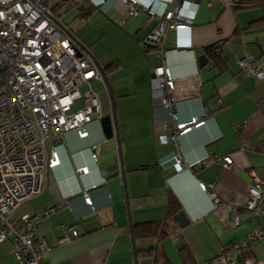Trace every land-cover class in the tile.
<instances>
[{"label":"crops","instance_id":"crops-1","mask_svg":"<svg viewBox=\"0 0 264 264\" xmlns=\"http://www.w3.org/2000/svg\"><path fill=\"white\" fill-rule=\"evenodd\" d=\"M189 1L198 4L190 34L168 31L153 48L140 45L153 21L108 11L105 16L115 22L110 30L127 48V56L113 61L92 53L72 33L105 72L116 137L105 138L97 121L86 125L84 139L73 131L63 134L56 145L59 165L46 171L40 195L19 208V214L39 217L35 236L49 246L46 264H215L221 250L233 243L246 244L237 264H264V240L246 243L251 233L264 229V217L245 211L252 173L264 179V117L258 108L264 80L238 64L244 55H264V2L227 9L219 1L210 7L209 0ZM164 3L158 0L152 8H172ZM85 6L79 10L86 16L78 12L77 18L90 15ZM188 40L190 47L176 46ZM218 45L220 52L208 57L206 49ZM200 55L207 59L203 66L197 62ZM163 64L175 82L174 121L152 74ZM93 82L103 87L98 93L91 89L101 117L111 115L105 84ZM193 117L202 123L172 142L168 135L174 124ZM175 156L182 166L175 165ZM227 156L232 165L224 167L219 160ZM209 158L212 162L204 164ZM82 167L87 168L84 174L77 172ZM179 211L188 219L183 227L173 221ZM233 212L239 216L237 225ZM143 224L156 226L155 234L136 239L133 226ZM68 228L78 236L60 244ZM9 250L8 240L0 242V264H15Z\"/></svg>","mask_w":264,"mask_h":264},{"label":"built area","instance_id":"built-area-1","mask_svg":"<svg viewBox=\"0 0 264 264\" xmlns=\"http://www.w3.org/2000/svg\"><path fill=\"white\" fill-rule=\"evenodd\" d=\"M219 1L224 8L240 7L251 0H209L210 7ZM79 2L98 9L103 14L114 11L127 17L145 16L147 23L154 22L140 43L143 48L158 47L168 31L177 35L190 34L198 4L189 0H167L171 9L158 12L149 0H0V242H10L9 255L15 264H46L44 254L49 250L45 240L35 236L39 217L19 214V208L40 195L47 170L59 165L56 145L63 134L73 131L79 139L88 136L86 125L101 118L97 95L90 83L104 79L90 57L82 52L62 22V15L72 3ZM167 3H164L167 6ZM59 24V25H58ZM73 35V34H72ZM191 43L178 42V48ZM218 54L220 45L212 47ZM242 69L250 71L258 81L264 80V55L254 59L244 55L238 61ZM163 107L172 110L175 101V82L165 64L152 70ZM264 117V97L258 102ZM202 122L193 117L188 123L174 124L169 138L174 142ZM96 146H92L95 149ZM264 154V146L262 148ZM92 159L96 154L92 152ZM176 166H182L174 157ZM205 160L204 164L211 163ZM224 167L232 165L230 157L219 160ZM80 174L87 172L82 167ZM254 182L247 189L245 211L264 217V179L252 173ZM200 188L214 196L204 184ZM85 202L90 205L88 197ZM235 225L237 212L232 213ZM60 244L78 236L73 228ZM264 240V229L251 233L247 244ZM246 244L233 243L221 250L215 264H237V257Z\"/></svg>","mask_w":264,"mask_h":264},{"label":"rangeland","instance_id":"rangeland-1","mask_svg":"<svg viewBox=\"0 0 264 264\" xmlns=\"http://www.w3.org/2000/svg\"><path fill=\"white\" fill-rule=\"evenodd\" d=\"M81 5L82 3L79 2L72 3L68 10L63 13L61 20L69 26L68 29H71V32L81 39L91 49L92 53L102 56L104 61H113L121 54L127 56L126 45L118 38V34L110 30L111 25L115 22L98 9H90V7H88L90 15L85 20L79 19L77 16ZM125 26L122 25V29ZM90 86L95 93L102 91L103 88L96 82H92Z\"/></svg>","mask_w":264,"mask_h":264},{"label":"water","instance_id":"water-1","mask_svg":"<svg viewBox=\"0 0 264 264\" xmlns=\"http://www.w3.org/2000/svg\"><path fill=\"white\" fill-rule=\"evenodd\" d=\"M59 26L63 31H65L75 41L77 46L81 49V50H77V55H81L82 52L86 53L90 57L91 61L96 66V68L100 71V73L104 79V82H105L107 93L109 94V97H110L111 112L112 113H111V115H106L104 117H101L99 120V125H100L101 131H102L105 138L110 139L112 137H116L115 118H114V114H115L114 99H113V94L111 92V88H110V85L108 83V80H107V77L105 75L103 68L100 66V64L95 59V57L88 51V49L78 39H76V37L73 36L72 33L67 31L66 29H64V27H62L61 25H59ZM197 62L199 64V66H203L206 64L207 59L204 55H200L197 59ZM173 221L179 227H183L188 223V219H187L184 211H179L176 215H174ZM132 249L135 253V245H134L133 237H132ZM134 259H135V263H136L137 262L136 254H134Z\"/></svg>","mask_w":264,"mask_h":264},{"label":"trees","instance_id":"trees-1","mask_svg":"<svg viewBox=\"0 0 264 264\" xmlns=\"http://www.w3.org/2000/svg\"><path fill=\"white\" fill-rule=\"evenodd\" d=\"M264 2V0H251L248 2H244L243 5H249L251 3H261ZM79 12H82L79 14V17L84 18L86 16V13H84L83 11H81V9L79 10ZM212 47L206 49V54L208 57L210 58H214V53H212ZM113 68V65L107 66L105 67V71H110V69ZM156 231V226H154L153 224H143V225H135L133 226V236L136 239H142V238H147L153 234H155ZM150 251V250H149Z\"/></svg>","mask_w":264,"mask_h":264},{"label":"bare ground","instance_id":"bare-ground-1","mask_svg":"<svg viewBox=\"0 0 264 264\" xmlns=\"http://www.w3.org/2000/svg\"><path fill=\"white\" fill-rule=\"evenodd\" d=\"M78 171H82V168L78 169Z\"/></svg>","mask_w":264,"mask_h":264}]
</instances>
